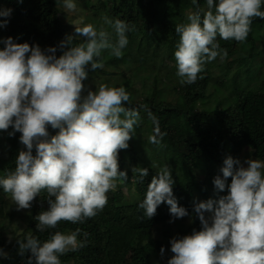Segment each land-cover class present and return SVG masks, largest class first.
Segmentation results:
<instances>
[{
	"label": "clouds",
	"instance_id": "9594fccd",
	"mask_svg": "<svg viewBox=\"0 0 264 264\" xmlns=\"http://www.w3.org/2000/svg\"><path fill=\"white\" fill-rule=\"evenodd\" d=\"M56 2L69 13L78 7L77 0ZM191 3L196 10L187 15L188 23L175 26L179 35L175 75L181 85L203 79L207 63L227 58L219 39L244 42L253 18L264 19V0H205L206 8L198 0ZM11 12L4 8L0 16L7 18ZM104 19L115 31V42L109 32L93 24L76 26V37L66 36L57 46L45 49L17 43L10 36L0 40L4 45L0 49V130L11 127L9 136L21 133L19 141L25 146L15 159V170L0 176V189L10 194L17 210L30 209L35 198L46 193L48 208L34 218L39 232L56 228L62 220L80 223L96 216L108 203L107 194L116 190L117 181L128 179L119 167V151L129 147L140 123V109L125 106L130 93L124 86L100 84L93 91L83 83L89 66L92 70L104 67L103 50L120 57L129 43L128 23ZM7 23V19L0 21V27ZM78 37L83 42L75 43ZM146 111L154 125L148 139L160 145L166 133L159 119ZM49 126L59 129L50 138ZM135 170L141 178L148 175L147 168ZM220 172L222 176L217 175L213 184L217 191L227 188V194L194 204L201 230L170 240L174 255L168 264H264V161L242 162L229 155ZM173 186L171 168L165 165L153 176L138 205L146 218L154 217L162 203L170 206V223L190 216L178 205ZM78 236L79 228L56 231L42 242L29 232L24 240H17L18 252L22 257L31 253L25 264H61L60 256L85 246ZM160 251L163 255L165 249ZM0 259H9L3 248Z\"/></svg>",
	"mask_w": 264,
	"mask_h": 264
},
{
	"label": "trees",
	"instance_id": "16d2710c",
	"mask_svg": "<svg viewBox=\"0 0 264 264\" xmlns=\"http://www.w3.org/2000/svg\"><path fill=\"white\" fill-rule=\"evenodd\" d=\"M96 1L98 22L105 21V17L113 21L121 19L131 29L126 33L129 43L120 57L114 56L110 49L102 51L100 59L110 69L107 73L117 72L122 65H137L141 71H152L147 77L153 79V85L145 97L138 98L139 93H130V103L125 105L139 108L141 117L135 135L128 141L129 147L119 151L120 170L126 171L128 177L119 182L127 185L129 192L122 188L110 191L104 209L83 222L62 220L56 228L39 232L34 218L48 208L46 193L42 192L32 202L28 229L42 242L56 231L80 229L78 239L84 240L85 246L60 256L61 264H153L161 247L174 255L170 250L173 237L189 235L193 229L201 230L193 211L195 203L219 199L227 194V188L217 191L213 184L217 175L222 176L220 169L227 156L239 158L243 150L248 149L257 160L264 161V56L259 48V39H264V19L253 18L251 31L244 42L218 38L220 46L228 51L227 58L221 61L218 57L207 63L203 79H197L191 85H181L178 80L177 101L170 102L167 91L159 88L163 79L159 72L165 70L176 76L174 52L179 35L175 26L188 23L187 11H195L196 6L191 0ZM198 4L206 8L205 0H198ZM4 8H11L12 12L7 18L0 16V21L8 20L6 27H0V40L10 36L17 43L38 44L45 49L57 46L67 36L56 0H22V3L0 0V10ZM110 29L112 42H115V31L112 26ZM3 47L0 44V48ZM56 55L59 57L62 52L58 49ZM169 61L174 63L169 64ZM216 68L220 69L223 78L217 77ZM213 81L217 83L221 98L215 107L201 108L200 103L207 102L206 93ZM226 90L228 94L224 96ZM146 110L159 119L160 129L166 133L160 145L152 144L148 139L153 134L154 125ZM9 131H12L11 127L0 130V143L7 150V156L0 157V176L15 170L18 152L25 149L19 141L21 133L9 136ZM48 131L50 138L59 129L49 126ZM144 149L150 151L147 159L140 154ZM166 159L170 160L169 164L163 161ZM155 162L160 164L159 168H152ZM165 165L171 168L178 205L185 207L193 217V224L179 225L176 236L171 231L164 236L156 235L157 228L172 220L170 206L162 203L150 219L138 206L151 179ZM139 168H147L148 175L141 178L135 170ZM230 182L231 177L228 178ZM3 194L6 193L0 189V196ZM199 194L206 199H200ZM135 197L139 200L136 201ZM4 214V201L0 198V216ZM25 237L22 233L7 244V239L0 234V248L9 245V259H0V264H25L31 253L22 257L17 244V240Z\"/></svg>",
	"mask_w": 264,
	"mask_h": 264
},
{
	"label": "rangeland",
	"instance_id": "374dc122",
	"mask_svg": "<svg viewBox=\"0 0 264 264\" xmlns=\"http://www.w3.org/2000/svg\"><path fill=\"white\" fill-rule=\"evenodd\" d=\"M96 0H77V10L75 12L69 13L66 12L62 5L58 4V7L61 11V20L65 23L67 36L71 35L76 37L77 34L75 33L76 26H83L85 24H93L97 27L98 30L103 28L105 31L111 33V25L106 24L105 21L98 22L99 15L97 14L96 8ZM190 11H194L189 9L187 12L189 14ZM83 40V37H78L75 40V43H79ZM259 48L261 49L263 56H264V39H259ZM1 49V48H0ZM174 61H169V64H173ZM103 68H98L96 70H92L90 66L87 68L88 71V78L83 81V83L90 88L91 90H95L100 84H107L109 86H124L129 93H139L138 98H144L146 92H148L153 85V79L148 78L147 75L151 74V70L147 72L141 71L137 65H122L121 68L115 72H109V68L107 65L103 63ZM155 73H158L156 71ZM161 74V82H159V88H164L167 91V100L175 102L177 101V94H176V86L178 85V79L174 75H170L167 71L162 70L159 72ZM217 77H222L221 71L219 68L215 69ZM217 83L215 81L209 84L207 90V102L204 104L200 103L201 108H213L215 107L221 96L217 91ZM225 89V88H224ZM228 94V90H226L224 96ZM141 156L144 159H147L150 156V151L144 149L140 152ZM7 150L5 146L0 143V157H6ZM256 159L253 152L248 149H244L243 153L240 155L239 159L243 162L246 159ZM144 159L142 163H144ZM163 159V158H162ZM166 164H169L170 160L166 159L163 160ZM160 164L155 162L152 168H159ZM122 188V190L126 193L129 192V187L125 184L120 183L117 181V188ZM209 197V196H208ZM0 198L4 201V208L5 214L0 216V234H2L7 239V244H9L10 240L17 237L18 235L24 233L27 235L30 231L28 229V224L30 220V216L32 214V208L30 209H19L17 210L16 205L11 200L10 194H3ZM199 198L205 200V196H201L199 194ZM135 200L138 201L139 198L135 197ZM13 214V216H11ZM191 217V222H190ZM180 224H184L189 226L193 224V217L186 216V218L181 220H174V222H167L163 223L159 228L156 229V235L164 236L166 232L171 231L173 232V236L177 235L178 228ZM8 246L4 248L6 252H8ZM173 256L170 252H164L163 255L161 253L157 254L154 257L153 264H168V260ZM11 264H21V263H11Z\"/></svg>",
	"mask_w": 264,
	"mask_h": 264
}]
</instances>
